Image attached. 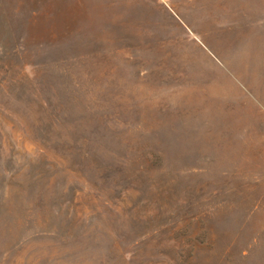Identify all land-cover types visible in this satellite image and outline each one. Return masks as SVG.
Segmentation results:
<instances>
[{"label":"rangeland","instance_id":"rangeland-1","mask_svg":"<svg viewBox=\"0 0 264 264\" xmlns=\"http://www.w3.org/2000/svg\"><path fill=\"white\" fill-rule=\"evenodd\" d=\"M0 264H264V0H0Z\"/></svg>","mask_w":264,"mask_h":264}]
</instances>
